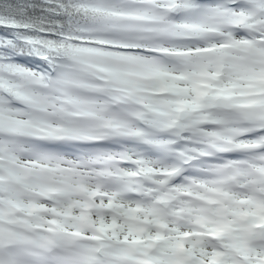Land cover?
<instances>
[{
	"label": "snow or ice",
	"instance_id": "snow-or-ice-1",
	"mask_svg": "<svg viewBox=\"0 0 264 264\" xmlns=\"http://www.w3.org/2000/svg\"><path fill=\"white\" fill-rule=\"evenodd\" d=\"M0 264H264V0H0Z\"/></svg>",
	"mask_w": 264,
	"mask_h": 264
}]
</instances>
